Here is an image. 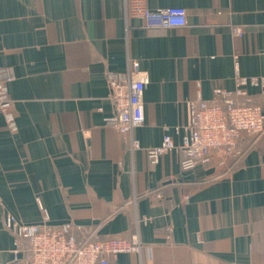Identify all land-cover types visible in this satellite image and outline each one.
I'll return each instance as SVG.
<instances>
[{
	"label": "crops",
	"instance_id": "obj_1",
	"mask_svg": "<svg viewBox=\"0 0 264 264\" xmlns=\"http://www.w3.org/2000/svg\"><path fill=\"white\" fill-rule=\"evenodd\" d=\"M148 5L184 6L188 23L144 28L125 18L124 0H0V71L18 124L12 132L0 111V264H26L8 215L71 222L80 239L141 242L140 254L111 264H264V135L256 144L243 135L249 148L225 174L215 164L183 170L178 149L156 162L147 153L166 132L181 142L190 100L235 89V55L241 75L264 76V0ZM130 60L149 73L135 150L106 123L109 75ZM248 91L264 111L261 88Z\"/></svg>",
	"mask_w": 264,
	"mask_h": 264
},
{
	"label": "built area",
	"instance_id": "obj_2",
	"mask_svg": "<svg viewBox=\"0 0 264 264\" xmlns=\"http://www.w3.org/2000/svg\"><path fill=\"white\" fill-rule=\"evenodd\" d=\"M124 14L126 19H139L144 28H174L188 23L184 6L152 9L148 0H124ZM234 31L243 34L239 26H235ZM234 59L235 89L217 88L211 99L200 95L190 100L188 120L175 128L182 134L181 142L177 144L166 132L160 145L147 150L152 162L178 149L182 154L183 170L198 164H215L225 174L233 170L236 160L244 154L242 136H252L256 144L264 135V111L252 101L248 91L250 86H259L264 93V76L241 75L238 55ZM8 81L0 71V111L8 128L16 132L18 124L13 101L8 95ZM148 82V71L141 69L136 60L129 61L125 74L109 75L114 114L106 118V123L130 136L132 150L140 147L134 132L146 121L144 92ZM6 227L14 235L15 257H22L26 264H111L120 253L140 254L143 249L137 238L132 241L115 237L98 240L92 236L80 239L71 222L52 227L46 223L26 224L8 215ZM77 229L81 232L87 228L77 226Z\"/></svg>",
	"mask_w": 264,
	"mask_h": 264
},
{
	"label": "trees",
	"instance_id": "obj_3",
	"mask_svg": "<svg viewBox=\"0 0 264 264\" xmlns=\"http://www.w3.org/2000/svg\"><path fill=\"white\" fill-rule=\"evenodd\" d=\"M247 148H249V146L246 148H243V151L245 152L247 150ZM92 238H94V236H92ZM94 239H96V238H94Z\"/></svg>",
	"mask_w": 264,
	"mask_h": 264
}]
</instances>
